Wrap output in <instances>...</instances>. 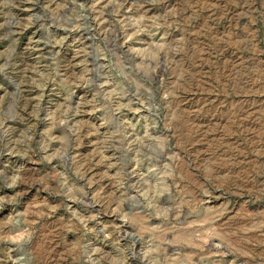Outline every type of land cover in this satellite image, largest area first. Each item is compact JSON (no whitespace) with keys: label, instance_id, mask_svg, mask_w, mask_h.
<instances>
[{"label":"rangeland","instance_id":"374dc122","mask_svg":"<svg viewBox=\"0 0 264 264\" xmlns=\"http://www.w3.org/2000/svg\"><path fill=\"white\" fill-rule=\"evenodd\" d=\"M0 264H264V0H0Z\"/></svg>","mask_w":264,"mask_h":264}]
</instances>
